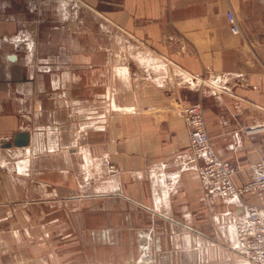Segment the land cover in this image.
Here are the masks:
<instances>
[{
  "label": "crops",
  "instance_id": "crops-1",
  "mask_svg": "<svg viewBox=\"0 0 264 264\" xmlns=\"http://www.w3.org/2000/svg\"><path fill=\"white\" fill-rule=\"evenodd\" d=\"M197 101L249 182L264 0H0V264H254L236 223L264 191L203 187L182 114ZM18 131L29 143L5 147Z\"/></svg>",
  "mask_w": 264,
  "mask_h": 264
},
{
  "label": "built area",
  "instance_id": "built-area-1",
  "mask_svg": "<svg viewBox=\"0 0 264 264\" xmlns=\"http://www.w3.org/2000/svg\"><path fill=\"white\" fill-rule=\"evenodd\" d=\"M232 30L240 32V26L232 11L228 12ZM182 114L188 129L190 147L200 158L198 173L203 187L212 193L229 199L240 198L244 193L264 191V156L251 163L253 179L239 185L234 180L237 168L223 160L216 152L206 129L204 110L201 102H192L182 108ZM5 136L3 140H11ZM120 167L109 165V171L119 173ZM235 250L254 264H264V209L252 202H246L244 216L236 223ZM149 248L143 247L140 260H150Z\"/></svg>",
  "mask_w": 264,
  "mask_h": 264
},
{
  "label": "water",
  "instance_id": "water-1",
  "mask_svg": "<svg viewBox=\"0 0 264 264\" xmlns=\"http://www.w3.org/2000/svg\"><path fill=\"white\" fill-rule=\"evenodd\" d=\"M30 141V132L29 131H18L12 137L11 140L7 141L4 146L10 147L12 145L24 146Z\"/></svg>",
  "mask_w": 264,
  "mask_h": 264
}]
</instances>
